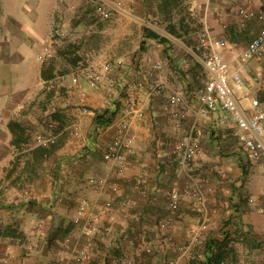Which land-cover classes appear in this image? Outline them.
<instances>
[{
	"label": "crops",
	"instance_id": "crops-1",
	"mask_svg": "<svg viewBox=\"0 0 264 264\" xmlns=\"http://www.w3.org/2000/svg\"><path fill=\"white\" fill-rule=\"evenodd\" d=\"M97 1L7 0L2 13L0 0V223L5 226L0 264H55L60 255L72 253L74 243H86L72 222L81 197L91 203L85 220L98 217L97 230L88 257L69 264H109L124 250L133 254L140 244L169 248L188 243L198 216L193 209L197 190L206 197V229L215 226L220 232L229 220L246 239L264 238V214L247 202L248 196L264 192V160H250L241 151L219 112L208 117L197 113L193 92L204 75L191 53L202 26L223 37V58L231 72L241 71L245 82V88L231 84L241 108L247 111L256 95L264 107V66L257 59L239 62L260 22H241L229 14L244 0H173L170 5L169 0H123L108 20L96 15ZM249 1L252 8L264 9V0ZM52 28L60 33L51 36ZM148 30L163 40L147 37ZM36 45L40 51L29 63L27 53ZM44 46L49 51L39 61ZM157 61L162 67L153 70ZM106 62L112 65L108 71L102 68ZM86 70L99 72L102 83L89 87ZM61 74L65 81L48 87ZM73 74L79 75L78 88L66 86ZM155 83L162 84L159 92ZM175 83L190 104L178 127L167 108ZM129 104L141 107L142 116L132 117ZM84 105L87 114L80 112ZM105 107L114 110L111 123L126 118L135 135L122 163L103 157L113 129L111 123L95 127L93 116ZM51 117L58 122L56 142L36 146L34 135L45 130ZM10 121H23L19 138ZM72 121L78 122L76 136L64 132ZM183 138L198 144L188 165L180 163L173 149ZM89 177H103L106 183L91 188ZM174 189L181 198L170 213ZM169 214L171 226L159 229L158 221ZM67 235L72 243L63 245ZM260 253L264 260V250Z\"/></svg>",
	"mask_w": 264,
	"mask_h": 264
},
{
	"label": "built area",
	"instance_id": "built-area-1",
	"mask_svg": "<svg viewBox=\"0 0 264 264\" xmlns=\"http://www.w3.org/2000/svg\"><path fill=\"white\" fill-rule=\"evenodd\" d=\"M122 3L123 0H112L111 2L98 0L94 6V11L101 19L108 20L115 11L120 9ZM233 13L240 18L241 22H247L252 19H257L260 22L257 33L251 38L240 54V64L245 65L252 59L264 60V9H254L250 6L249 0H244V3L237 6L233 12H229L230 15ZM59 33V30L52 28L50 35L53 36ZM226 47L227 41L223 37L212 35L207 26L204 25L197 31L196 42L192 47L191 53L202 67L204 81L193 92L197 100L196 111L204 117L219 112L220 119L227 123L231 135L236 140L241 151L250 160H264V107L257 98H252L250 100V108L247 111L241 108L231 84L239 88H245L246 86L241 76V71L231 72L228 63L224 60L221 50ZM48 51L49 47L44 46L42 51L37 54V60L44 61ZM111 67V63L106 62L102 68L108 71ZM161 67L162 65L159 61L152 63L153 70H160ZM84 76L90 84L95 85L99 81L100 73L86 70ZM65 78L62 74L58 75L55 77V81H49L47 85L52 88L57 82H64ZM66 86L69 88H78L80 86L79 75L73 74ZM161 88V83H155L153 85V89L156 92H159ZM167 103L172 124L178 127L190 111V104L179 83L174 84L171 93L168 95ZM80 112L87 114L89 110L87 107L82 106ZM128 112L134 118L141 117L143 114L141 107L133 106V104H129ZM57 126L58 122L56 119H48L45 130L34 135L33 143L36 146L43 147L54 144L59 135V132L56 130ZM110 126L113 129V136L106 145L103 157L105 160L122 163L125 154L131 151L135 135L130 130L129 120L126 118L111 123ZM64 132L69 136L78 135V122L72 121L64 129ZM173 149L179 157L180 163L188 165L197 154L198 144L194 139L183 138L174 142ZM87 182L91 188L100 189L105 185L106 179L103 177H89ZM206 190L208 193L211 192V188H207ZM193 197L195 199L193 209L198 213V216L192 226L193 230L191 231L193 233L187 245L177 247L180 250L179 256L185 254L191 244L195 242L196 234L206 229L208 215L205 206V193L197 190L193 192ZM180 198L181 195L177 189L171 191L168 202V210L170 213L176 212ZM247 202L258 213L264 214V192L259 196H248ZM109 206L110 202H106L105 208ZM90 207L91 203L87 198H79L75 214L72 218V222L80 227V233L88 241L83 244L74 243L72 253L68 257L60 255L55 264H69L71 261L81 263L88 257L91 238L97 230L98 223L97 216L85 220ZM171 224L172 216L169 214L159 220L157 226L159 229H166ZM4 233L5 226L0 223V240L3 239ZM72 239L73 237L71 235L65 236L63 245H69L72 243ZM152 251L150 245H145L133 254L122 252L118 257L113 258L109 264H144V258L152 255ZM177 263L178 258L170 262V264Z\"/></svg>",
	"mask_w": 264,
	"mask_h": 264
},
{
	"label": "rangeland",
	"instance_id": "rangeland-1",
	"mask_svg": "<svg viewBox=\"0 0 264 264\" xmlns=\"http://www.w3.org/2000/svg\"><path fill=\"white\" fill-rule=\"evenodd\" d=\"M35 2V0H33ZM6 3L7 0H2V8L1 12L4 13L6 12ZM40 51V45L34 46V48L27 53V61L32 62L35 60V55ZM257 62L264 66V60H257ZM260 80H262V76H258ZM100 80V79H99ZM99 82L102 83V80ZM89 87L91 86L94 87L95 85L90 84L88 82ZM99 95L102 96V93L99 91ZM98 96V99H101V97ZM255 98H257L260 102V98L256 95ZM85 107L88 108V105H84ZM90 111V110H89ZM47 116H50L49 113ZM53 118V117H51ZM56 119V118H55ZM58 119V118H57ZM17 122H23V121H17ZM46 122V121H45ZM227 151L226 148H223V151ZM193 160V159H192ZM191 160V162H192ZM233 223L230 225L227 224V229L225 239L222 241V248L224 252L226 253V256L223 260V264H264V260L261 259L263 258L261 256L260 251L264 250L263 244H264V238L257 240L252 238L246 239L245 236H243L242 233L244 231H239L236 227H232ZM231 228V229H230ZM219 228L212 226L211 228H207L205 231H202L199 233V236L197 237L196 241L193 242L190 246V248L187 250V252L180 258H178V263L177 264H187V261L190 256H198L203 252V244L204 241L208 238H214L215 240H218V237L223 236L224 234L220 231L219 233ZM262 243V244H261ZM145 245H150L152 247V255L148 256L147 258H144V264H170V262L174 261L179 257L180 255V250L177 249L178 246L181 245H187V243L182 242V243H176V244H170L169 248L164 247L165 244H155L153 246L152 244H140L138 245L139 248H143ZM135 246L134 244L132 247ZM260 247V250H257V248ZM164 248H167V250H164L163 252L160 251ZM132 249L130 250H124V252L131 253ZM165 251H168V255L164 253ZM178 252V253H177ZM188 253V254H187ZM118 257V256H117ZM84 264V263H83Z\"/></svg>",
	"mask_w": 264,
	"mask_h": 264
},
{
	"label": "trees",
	"instance_id": "trees-1",
	"mask_svg": "<svg viewBox=\"0 0 264 264\" xmlns=\"http://www.w3.org/2000/svg\"><path fill=\"white\" fill-rule=\"evenodd\" d=\"M173 0H169L168 4L170 5ZM167 4V5H168ZM147 37L154 39L163 40V37L159 36L157 33L148 30ZM114 115V110L110 107L99 108L94 110L93 123L95 127L105 126L111 123L112 116ZM9 125L13 127L15 135L19 138L23 133V127L20 126V123L17 121H10ZM229 224V220L225 221L223 227H226ZM220 229L224 234L221 237H218V240L214 238H208L204 241L203 252L198 256H190L187 264H223V260L226 256L222 248V241L225 239L226 230Z\"/></svg>",
	"mask_w": 264,
	"mask_h": 264
}]
</instances>
